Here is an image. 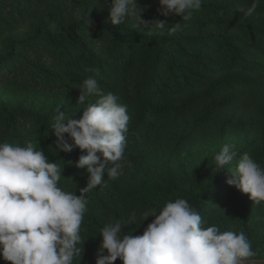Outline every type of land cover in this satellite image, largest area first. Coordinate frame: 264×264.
I'll list each match as a JSON object with an SVG mask.
<instances>
[{"label":"trees","instance_id":"16d2710c","mask_svg":"<svg viewBox=\"0 0 264 264\" xmlns=\"http://www.w3.org/2000/svg\"><path fill=\"white\" fill-rule=\"evenodd\" d=\"M109 3L0 0V143L41 148L63 169L58 186L79 196L88 176L74 163L81 151L59 150L51 125L57 109L80 118L88 101L78 105L79 87L95 76L87 68L99 69V87L127 105V145L122 175L105 174L106 186L87 194L84 251L74 264H95L105 224L133 212L139 220L177 198L188 200L203 228L243 231L259 264L264 202L227 180L245 153L264 167V0L251 16L241 9L252 0H202L188 21L161 15L159 0H138L143 19L178 23L175 33L132 19L113 25ZM225 144L237 157L216 173ZM152 219L124 230L141 235ZM0 264L11 262L0 256Z\"/></svg>","mask_w":264,"mask_h":264},{"label":"clouds","instance_id":"9594fccd","mask_svg":"<svg viewBox=\"0 0 264 264\" xmlns=\"http://www.w3.org/2000/svg\"><path fill=\"white\" fill-rule=\"evenodd\" d=\"M137 4L138 0H110L108 19L113 25L132 19L136 26L171 33L181 28L178 23L169 28L166 20L143 19ZM159 4L161 15L175 14L188 21L202 0H159ZM258 6L259 0H252L241 10L251 16ZM81 18L77 13V19ZM86 71L95 76L79 87L78 105L88 101L82 115L73 119L57 109L51 125L59 150L81 151L74 163L88 176L79 196L58 186L63 169L49 161L41 148L37 150L32 143L26 147L0 143V256L11 264H74L77 257L80 261L86 240L81 233L87 194L106 186L105 174L110 180L122 175L130 120L127 105L99 87V69ZM233 148L225 144L214 156L216 173L228 170L236 159ZM229 172V185L248 194L255 204L264 202V167L245 153ZM150 216L154 219L141 235H133L131 227L130 232L124 230ZM202 224L201 215L184 198L168 201L159 209H145L139 220L133 212L100 229L95 264H114L117 259L122 264H257V253L243 231H220L215 224L207 228Z\"/></svg>","mask_w":264,"mask_h":264}]
</instances>
